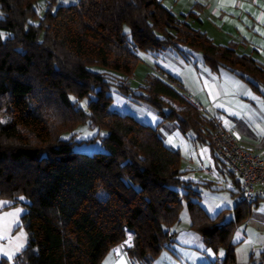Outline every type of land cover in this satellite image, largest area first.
<instances>
[{
    "label": "trees",
    "instance_id": "16d2710c",
    "mask_svg": "<svg viewBox=\"0 0 264 264\" xmlns=\"http://www.w3.org/2000/svg\"><path fill=\"white\" fill-rule=\"evenodd\" d=\"M37 1L0 0V199L26 210L27 244L13 264H101L126 232L133 234L128 257L149 264L173 243L183 205L190 230L208 249L224 250L221 264H236L232 233L258 200H238L230 221L226 209L210 217L196 183L182 179L180 152L164 145L157 129L111 111V92L210 146L219 172L237 186L213 151L212 121L184 100L178 79L159 71L136 88L129 80L139 53L184 56L185 48L211 71L224 69L260 93L264 65L193 29L195 13L175 16L157 0H46L42 17ZM79 125L98 131L78 141ZM63 133L71 135L62 140ZM96 142L104 152L73 150Z\"/></svg>",
    "mask_w": 264,
    "mask_h": 264
},
{
    "label": "crops",
    "instance_id": "0c3cea01",
    "mask_svg": "<svg viewBox=\"0 0 264 264\" xmlns=\"http://www.w3.org/2000/svg\"><path fill=\"white\" fill-rule=\"evenodd\" d=\"M157 1L175 16L186 15L189 12L195 13L198 20L188 21L193 29L206 34L216 45H235V52L238 55H248L258 64L264 65V0ZM180 50L184 56L174 50H166L158 54L139 53V56L141 60L143 57H148L151 70L149 73L159 75L161 71L165 75L178 79L184 93L196 104L202 106L207 115L218 114L223 122V128L231 133L242 147L264 155V88L260 87V93H256L248 84L224 69L211 71L202 62L200 54L185 48ZM131 101L135 100L121 95L117 101L113 100L110 110L119 114L131 112L128 109V103ZM131 113L127 115L157 129L158 135L167 147L180 152L183 147L184 149L188 147L186 144H174L170 138L165 144L162 131L165 127L164 132L167 129L179 131L175 122H162L156 112L149 109H141L140 113ZM193 143L196 141L193 140ZM198 145L201 147L205 144H193L191 147L197 151L201 149ZM208 150L212 160H203L199 165H208L209 168H204V171L216 182L221 181L222 175L225 176V174L219 172L215 166L210 146ZM188 163L190 166L192 162ZM229 178H227L228 182L224 181L228 190L233 192L235 184L233 179ZM236 204L237 202L227 207L226 210L229 211L226 221L233 219L232 210ZM203 209L206 211L204 207ZM223 209H220L217 214ZM173 228L172 232L175 234L173 243L149 264H210L223 260L224 250L219 249L215 252V256L209 254L201 237L191 231L190 227L182 229V235L177 234ZM129 235L133 240V234L129 232L128 237ZM232 242L235 244L236 264L260 263V258H263L261 264H264V198L256 201L248 217L235 227ZM118 248V245L112 247L102 259L101 264H105L109 254ZM111 260L113 264H120L121 260L125 264H142L133 262L125 251L113 253Z\"/></svg>",
    "mask_w": 264,
    "mask_h": 264
},
{
    "label": "rangeland",
    "instance_id": "374dc122",
    "mask_svg": "<svg viewBox=\"0 0 264 264\" xmlns=\"http://www.w3.org/2000/svg\"><path fill=\"white\" fill-rule=\"evenodd\" d=\"M76 2L77 0H69V3L66 4V3H63L62 0H59V3L61 5H70V4H75ZM45 9H46V0H38L36 11L39 17H42ZM30 22L37 24L36 21H30ZM143 56H146V55H143ZM149 65L150 64L148 62V57H143V60H140V62L137 63L133 76L129 80L131 88H136L140 84H143L145 77L148 74H151L149 73L151 71L149 68ZM111 95L116 101L118 97L121 96L115 90L111 92ZM128 104H129L128 109L134 113H140L141 109H149L152 111V109L144 103L131 101ZM81 106L83 107L85 106V101L81 103ZM131 112H128L125 114H132ZM165 128L162 131V136L164 137L163 139L165 141V144L168 143V138H170L173 140L174 144L188 145L187 148L184 149L183 147L182 151L181 152L179 151L181 154V165H180L181 169L185 170L187 168L186 173L183 175L182 179L185 181L196 183L194 188L199 193V199H197V201L199 202L201 207L203 206L206 209L207 214L210 217H214L220 209H223V208L227 209V207H231L233 203H236L238 197L235 195H231V192L227 188L226 182L229 181L227 179L229 177L227 175H225L226 177L222 175L221 181L216 182L211 176H209V174L206 171H204V168H209V166L208 165L206 166L205 164L203 166L199 165V163H201L203 160H206V161H208V159L212 160L209 155L208 146L202 145L201 147H199L198 145V148H201V149H198L196 151L194 150V148L192 149L193 147L192 145L199 144V143L197 142L193 143L194 138L191 133H188L187 135L184 136L183 134L179 133L178 130L176 131V130L167 129V131L164 132V130H166ZM97 131L98 130L96 128L89 129L87 125H79L74 130L78 141L87 139V138H92L93 136H95ZM102 134H105V132H102ZM70 135L71 133H63L60 136V138L62 140H67L70 137ZM64 137H68V138L64 139ZM73 150L77 152L86 153V154H92L94 152H104V149L100 145L99 142H96L90 145H87V144L76 145L73 148ZM190 161L192 163L189 166L188 162ZM206 182H212L211 185L213 189H211V187L209 188V187L200 185ZM0 201H7V200L0 199ZM16 209H22V212L20 213L18 217V224L12 227V230L10 232L5 233L4 240H0V247L4 248L9 254H11L15 250L16 243H22L24 245L22 250L26 247V244H27V234L24 230V227L20 219L21 215H23L26 212V210L19 205L13 206L11 205V202H10L9 205L3 208H0V215H3L4 213H7V212H13ZM225 221H226V218H225ZM187 227L188 228L190 227V219H189L187 209L185 205H183L179 213V222L173 229L177 234L182 235L181 230L184 228L186 229ZM21 232L25 234L24 238L20 241H16L15 238L19 236ZM19 253H17V255ZM211 254L215 256V252L213 250H211ZM1 259H6L9 264H13L14 262V260L9 261L7 256L5 255H0V260Z\"/></svg>",
    "mask_w": 264,
    "mask_h": 264
},
{
    "label": "built area",
    "instance_id": "2783aa9c",
    "mask_svg": "<svg viewBox=\"0 0 264 264\" xmlns=\"http://www.w3.org/2000/svg\"><path fill=\"white\" fill-rule=\"evenodd\" d=\"M182 97L212 121L214 127L211 137L212 148L228 172L235 177L237 186H234L233 191L238 193V200L250 204L264 198V155L242 147L240 142L223 128V122L218 114L207 115L205 109L186 93H182ZM128 233L126 232L125 239L118 244L119 248L124 245L122 251L125 252L132 247V239L130 246L125 245ZM221 263L219 260L218 264Z\"/></svg>",
    "mask_w": 264,
    "mask_h": 264
},
{
    "label": "snow or ice",
    "instance_id": "6c2138e0",
    "mask_svg": "<svg viewBox=\"0 0 264 264\" xmlns=\"http://www.w3.org/2000/svg\"><path fill=\"white\" fill-rule=\"evenodd\" d=\"M63 3H69V0H62ZM125 31L127 32L128 29L126 28ZM4 38V34L0 33V39ZM3 121H0L2 123ZM68 137H64V139H67ZM21 200L24 199V197H20ZM9 201H0V208H3L7 205H9ZM22 212V209H16L13 212H7L4 213L3 215H0V240L5 239V233L10 232L12 230V227L16 226L18 224V217L20 213ZM25 234L21 232L19 236H17L15 239L16 241H20L24 238ZM130 241H131V235H129L128 240L125 241V245L130 246ZM24 245L22 243H16L15 250L9 254L4 248L0 247V255H5L7 256L9 261H12L15 259L17 253H19ZM124 245H121L120 248L114 249L112 253L109 254V258L106 259L105 264H113V261L111 260V256L113 253L121 252L123 249ZM209 254H211V250H207ZM221 255L223 253L221 252ZM120 264H125L123 260L120 261Z\"/></svg>",
    "mask_w": 264,
    "mask_h": 264
}]
</instances>
